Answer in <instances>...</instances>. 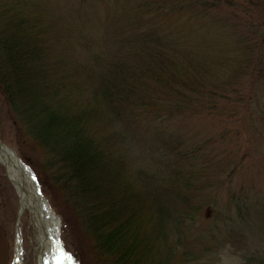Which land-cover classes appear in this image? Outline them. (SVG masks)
Here are the masks:
<instances>
[{
  "label": "rangeland",
  "instance_id": "374dc122",
  "mask_svg": "<svg viewBox=\"0 0 264 264\" xmlns=\"http://www.w3.org/2000/svg\"><path fill=\"white\" fill-rule=\"evenodd\" d=\"M2 1L41 15L54 57L69 64L83 55L78 49L79 36L100 47L109 45L115 35L112 40L107 35L115 33V28L122 36L130 21L141 26L147 23L152 17L142 6L159 0ZM175 20L156 19L160 26L170 24L166 33H176L180 73L204 80V93L201 90L198 95L202 109L135 127L128 135L112 124L106 129L104 121L112 122L105 120L103 110L88 114L87 122L97 137L111 138L117 129L115 151L127 171L141 166L188 183L186 172L203 169L198 178L185 184L188 189L183 188L186 209L187 205H201L198 213L187 222L163 224V232L155 237L160 244L147 264H243L242 255L253 248L264 249V78L254 74L264 64V0H219L198 23ZM0 140L33 172L58 217L61 264H99L83 258L84 237L76 218L49 180L40 150L12 119L1 91ZM189 158L194 162L189 163ZM175 199L179 200L171 197ZM242 201L249 203L248 209ZM18 202L0 164V264H17L13 261L15 230L19 264H37L33 220L25 210L16 223ZM240 205L238 219L234 211ZM167 212L169 216L171 212Z\"/></svg>",
  "mask_w": 264,
  "mask_h": 264
},
{
  "label": "trees",
  "instance_id": "16d2710c",
  "mask_svg": "<svg viewBox=\"0 0 264 264\" xmlns=\"http://www.w3.org/2000/svg\"><path fill=\"white\" fill-rule=\"evenodd\" d=\"M218 2L144 3L143 11L152 17L147 23L130 21L122 36L115 28L107 35L109 40L115 35L114 40L104 47L79 36L83 55L65 64L52 53L41 15L0 0V91L12 119L40 150L49 180L76 218L88 261L145 264L160 244L155 237L164 225L192 220L198 213L201 205L186 209L183 188L188 189L203 169L186 172L188 183L141 166L127 171L115 151L117 129L111 138L97 137L87 120L88 114L103 110L105 120L112 122L104 121L106 129L112 124L128 135L135 127L202 109L198 95L205 89L204 80L180 73L176 33H166L170 24L160 26L156 19L183 18L193 25ZM261 66L254 73L258 79L264 78ZM172 196L183 201H172ZM242 202L248 209L249 203ZM240 207L234 211L238 219ZM241 257L243 264H264V249L253 248Z\"/></svg>",
  "mask_w": 264,
  "mask_h": 264
},
{
  "label": "water",
  "instance_id": "95a60500",
  "mask_svg": "<svg viewBox=\"0 0 264 264\" xmlns=\"http://www.w3.org/2000/svg\"><path fill=\"white\" fill-rule=\"evenodd\" d=\"M0 152L5 153L6 155L13 156L15 159V163L22 168V170H29L27 176L30 180L33 194L32 197L25 196L22 203L18 202V209H17V216H16V223L18 222L19 217L21 214L26 210L29 206L30 200L32 198L33 202L36 201L38 204L39 212L35 216H32L33 224H34V231L36 236L38 235L39 238L47 244V246H51L54 248L55 253V263L53 264H61V259L63 258V249L60 244L59 239V231H58V217L54 214L53 210L50 208L47 200L42 195L39 185L36 181L35 175L29 169V167L16 155L14 150L8 146L6 143L0 140ZM15 237H17V232L15 230ZM19 264V261L17 262Z\"/></svg>",
  "mask_w": 264,
  "mask_h": 264
},
{
  "label": "bare ground",
  "instance_id": "6f19581e",
  "mask_svg": "<svg viewBox=\"0 0 264 264\" xmlns=\"http://www.w3.org/2000/svg\"><path fill=\"white\" fill-rule=\"evenodd\" d=\"M0 164L3 166L5 170L6 177L11 182L13 188L16 191V194L18 196V200L20 203L23 202L25 196L32 197L33 189L30 183V180L27 176L26 172H29V170H22L20 166H18L15 163V159L13 156L6 155L5 153L0 152ZM38 204L36 201L33 202L32 198L30 200L29 206L26 208V211H28L31 215L35 218L37 213L39 212ZM16 238L15 243V258L14 261H17L20 256V244H19V237ZM35 242L37 244L38 250L36 252L37 256V264H53L55 263V253L54 248L47 246L46 243H44L39 236H36L35 233Z\"/></svg>",
  "mask_w": 264,
  "mask_h": 264
}]
</instances>
